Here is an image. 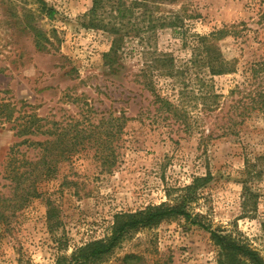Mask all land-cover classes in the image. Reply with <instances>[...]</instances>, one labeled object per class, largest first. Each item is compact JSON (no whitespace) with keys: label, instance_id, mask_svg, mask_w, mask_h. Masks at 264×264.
I'll return each mask as SVG.
<instances>
[{"label":"rangeland","instance_id":"374dc122","mask_svg":"<svg viewBox=\"0 0 264 264\" xmlns=\"http://www.w3.org/2000/svg\"><path fill=\"white\" fill-rule=\"evenodd\" d=\"M153 1L154 17L171 18L174 25L127 28L114 51V35L90 25L93 0H45L52 15L36 0H0V98L57 126L94 128L109 116L122 123L112 141L115 158H99L87 148L62 159L56 176L39 181V195L5 212L0 264H218L203 224L241 234L264 254V119L254 116L237 126L238 135L216 137L226 123L230 89L243 82L252 60L264 57V0ZM141 8L133 27L134 21L147 23ZM179 15L186 16L183 24ZM234 24L236 34L216 46L225 58L239 59L237 71L211 76L203 69L197 75L190 60L202 50L200 37ZM201 77L222 94L216 109H203ZM149 78L190 114L187 129L181 119L156 110L142 83ZM210 132L213 137H205ZM25 138L45 136H19L12 124L0 126L5 196L11 195L12 169L39 157L40 147ZM196 178L199 187L186 192ZM245 182L257 197L244 207ZM186 196L194 197L187 205L191 218L167 216L127 232L103 257L80 256L87 244L109 237L122 214Z\"/></svg>","mask_w":264,"mask_h":264},{"label":"trees","instance_id":"16d2710c","mask_svg":"<svg viewBox=\"0 0 264 264\" xmlns=\"http://www.w3.org/2000/svg\"><path fill=\"white\" fill-rule=\"evenodd\" d=\"M41 12L49 10L52 15L53 9L47 7L45 0H36ZM153 0H93V6L89 12L90 25L109 31L115 37L112 50H117V42L122 40L123 32L127 28L138 32L141 29H154L158 26L174 25V22L166 17H154L150 4ZM141 9L143 20L147 23L136 22L133 27L132 17L136 9ZM181 23H184L186 16L177 17ZM128 19V21H127ZM142 28H140L141 26ZM176 25V24H175ZM145 27V28H144ZM236 25L224 26L211 34L201 36L200 42L202 50L199 54L190 60L197 69V75H200L203 69L207 70L211 76L233 73L237 71L238 58L227 59L216 46L219 39L224 38L234 31ZM126 33V32H125ZM121 35V36H120ZM108 53L107 55H109ZM199 64L200 66L198 67ZM184 69L188 70L186 66ZM145 73V70L142 71ZM243 82L236 84L230 89L231 102L225 113L226 123L221 126L222 130L216 134V137L238 135L240 130L238 125L244 124L248 119L254 116H262L264 119V57L254 59L245 70ZM200 85V98L204 110H212L219 107L222 94H216L213 87L204 77L198 80ZM211 81V80H210ZM145 88L154 97L157 103L156 110H165L172 116L184 123L185 129L190 124V114L186 109H182V104H175L167 96H162L155 82L149 78L142 82ZM185 94V93H184ZM189 97V96H188ZM200 105V102H197ZM182 106V107H181ZM18 112V115H16ZM118 118H103L98 123L91 124L94 128H88L79 124H64L57 126L52 124L46 118L39 117L35 112H24L10 102L0 98V126L5 123L12 124V128L17 129L19 136L25 135H44V140L33 141L31 138H25L22 142L40 147V154L37 160H25L23 169L21 166L12 169L9 178L11 179V195L5 196L0 193V219L3 218L6 211L18 209L27 204L33 196L39 195V181L43 178L56 176L58 162L62 159L71 158L75 153L87 148H94L95 154L99 158H115V149L112 141L116 136L119 138L122 132V123H117ZM115 121V122H114ZM117 127V128H115ZM207 132V130H204ZM205 137L212 138V133H207ZM264 159V156H263ZM104 163L114 164L115 162L105 161ZM259 175L264 177V169L259 171ZM201 178H196L191 185L185 187L186 192L196 190L199 187ZM206 181V178H203ZM247 180V179H246ZM250 180V179H248ZM192 197V195H191ZM257 197V194L245 182L243 184L244 207L251 198ZM188 196L180 202L162 203L160 205H151L134 213H125L120 216L114 226L112 234L98 241L91 242L79 250L80 256L85 259H97L103 257L114 250L121 242L124 235L141 227H150L158 224L163 218L180 214L191 218L192 214L188 210L189 201L193 200ZM246 213H249L246 210ZM193 222H197L193 219ZM203 226L212 234V240L218 249V264H264V254L254 246L249 239L241 234H235L221 229H213L206 224Z\"/></svg>","mask_w":264,"mask_h":264}]
</instances>
